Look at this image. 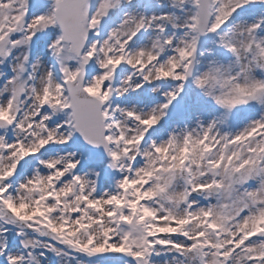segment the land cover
Returning <instances> with one entry per match:
<instances>
[{
  "label": "snow or ice",
  "instance_id": "snow-or-ice-1",
  "mask_svg": "<svg viewBox=\"0 0 264 264\" xmlns=\"http://www.w3.org/2000/svg\"><path fill=\"white\" fill-rule=\"evenodd\" d=\"M0 264H264V0H0Z\"/></svg>",
  "mask_w": 264,
  "mask_h": 264
}]
</instances>
